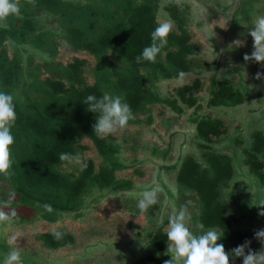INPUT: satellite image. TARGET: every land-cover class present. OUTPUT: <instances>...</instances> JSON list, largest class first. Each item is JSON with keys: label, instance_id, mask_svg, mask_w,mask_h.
Wrapping results in <instances>:
<instances>
[{"label": "trees", "instance_id": "1", "mask_svg": "<svg viewBox=\"0 0 264 264\" xmlns=\"http://www.w3.org/2000/svg\"><path fill=\"white\" fill-rule=\"evenodd\" d=\"M257 1H240V7L228 16L225 36L239 33V23L252 15L251 12L259 11L255 9ZM19 3L20 14L10 15L0 24V91L14 97L16 111L15 125L11 129L14 136L11 171L14 174L11 177L0 175V179L19 197V202H12L11 206H29L36 209L39 216L29 220L17 217L13 222L55 225L66 214L81 217L82 210L90 205L87 200L91 195L92 200L97 201L102 194L116 195L134 190L133 175H145L138 165L149 163L153 174L166 171L173 175L177 187V196L172 193L175 206L181 207L182 204L176 202L189 197L188 205L198 207V214L189 223L194 230L195 225L203 223L205 230L215 228L224 233L218 243L229 253L246 240L251 241L253 251L259 250L260 245L255 246L254 232L264 225V216L256 213L254 203L243 190L232 189V183L246 173L251 181L264 188V130L253 131L247 140L239 139L242 145H247L239 159L216 145L214 138L223 135L224 122L212 114L199 113L203 108L199 103L204 85L201 72L195 67L202 63L200 55L206 52L207 44L193 40L189 29L194 21L192 7L171 1L164 5L163 9L170 14L176 28L168 35L167 45L154 63H136L135 57L150 46L151 33L161 23L158 19L162 7L160 0H35V7L27 0H19ZM215 7L217 10H208V24L220 18L227 9ZM218 10L222 12L219 14ZM63 43L74 53L84 52L95 58L94 66L90 67L88 60L78 57L66 64L58 62V48ZM231 51L240 54L238 50ZM37 54L48 56L45 75L42 66L33 64ZM212 63L207 61V68ZM249 63L245 64H254L255 69L264 66L254 61ZM219 64L218 61L209 88L207 107L234 108L245 103L250 91L234 76H218ZM180 72L197 75L193 82L180 86L175 96L163 97L156 83L160 79H180ZM86 74H91V83ZM105 92L121 95L130 105L134 118L124 129L100 138L93 133L96 114L87 111L82 101L89 94L99 98ZM157 105L170 107L178 118L194 110L190 122L199 153L180 154L174 161L177 148L181 149L184 143L175 148L172 139L168 144L141 139V129L149 130L156 124L159 128L151 131L161 140L165 135L170 138L179 135L162 111L155 115ZM178 118L175 117V123L179 122ZM125 129L134 132L123 133ZM138 141L139 146H136ZM62 153L79 154L82 162L62 161ZM139 154L142 158H137ZM67 165L72 167L67 168ZM129 170L133 174L124 176ZM94 193L98 197L94 198ZM160 195L158 203L142 214L152 224L149 228L130 223L132 229H139L131 246L137 248L136 243L144 239L145 251L132 257L119 255L121 260L116 263L109 257L106 264H158L170 259L164 255L167 247L164 212V223L156 222L164 208ZM8 200L9 197L1 204ZM44 204H50L53 211H45ZM135 205L130 204L138 212ZM53 231L64 233L63 239L56 241ZM53 231L38 236L45 249L58 250L75 245L76 237L67 229ZM201 231L197 228L196 235ZM10 246L2 233L0 261ZM113 247L110 245L108 251ZM22 259L24 263L30 262L26 257ZM230 264H242V258L230 255Z\"/></svg>", "mask_w": 264, "mask_h": 264}, {"label": "rangeland", "instance_id": "2", "mask_svg": "<svg viewBox=\"0 0 264 264\" xmlns=\"http://www.w3.org/2000/svg\"><path fill=\"white\" fill-rule=\"evenodd\" d=\"M170 1L180 2L183 3L182 6L189 5L192 7L194 21L189 29L192 31L193 40L200 42V44H207L205 48L207 49L206 52H203L200 55V62L202 63L195 67L197 71L201 72L199 75L204 85V90L200 93L199 103L202 104L203 108L199 113L200 115L212 114L213 117L223 120V135L218 139L214 138L216 145L225 149L224 152L232 154L234 158L239 159L241 158L242 149L247 146L242 145L239 142V139L247 140L250 133L253 131L264 130V75H262L260 79L256 78L258 72L264 74V66L259 65V67L257 66V69H255L254 64H245L249 62H245L243 57L240 56L245 53L250 55L253 50V40L251 36L247 35V33L249 28L253 26L252 19L254 20L257 16L264 15V0H258L255 3V9L259 11H256V13L251 12L252 15H247L245 20L239 23L238 34L233 35V33H231L227 36L225 35L228 32L227 29L229 26L228 16L231 15V12L234 9L240 7L241 0ZM170 1L160 0L162 7L158 19L161 23L165 21H171L173 23L172 19L169 17L170 14L163 9V6L168 5ZM215 6H220V8L225 6L227 8L226 12L222 13L220 18H216L215 20L212 19V21H214L212 24H208L206 23L207 21L209 22V19H207L208 10L211 8L217 10ZM218 11L219 14L222 12V10ZM216 16L217 15H214V17ZM42 18L45 19V16ZM200 21H202L201 24ZM2 23H5V21L0 22V24ZM175 28V24L173 23L172 30ZM236 39L243 41L242 47L237 48L231 45ZM11 50L12 49L10 48V51ZM231 50H238L240 51V54ZM76 57L88 60L90 67H93L96 63L95 58L84 52L74 53L68 49L64 43L62 46H59L56 58L58 62L66 64L72 62ZM34 59L33 64L42 66L43 75L47 74L48 71L44 69V66L46 65L48 56L37 54ZM203 60L206 63L207 61L213 63L207 68L208 64L206 65ZM218 61L220 63L217 74L218 76H234L241 86H245L250 91L245 103L234 108L207 107L209 88H211L213 84V76L215 75ZM90 75L88 74L87 76L88 81L91 83L92 79ZM196 75V73H189L184 75L182 79H160L159 82L156 83V89L163 97H173L176 95V90L180 86L193 82ZM258 92L260 95H257ZM161 111L164 116L169 118L172 125H174V131L178 129L179 135L170 138L163 133L165 138L161 140L159 137L157 138L158 135H154V131H151L152 128H159V124H156L149 130L145 128L141 129V133L143 134L141 135V139L150 143L160 144H168L167 141L172 139V141H175V148L180 147L181 144L184 143V146L182 145L183 147L181 146V149L177 148L174 155V161L180 154L185 156L192 152L199 153L197 142L193 138L194 127L190 122L194 110L187 111V113L180 118L170 111V107L157 105L155 115L158 116ZM175 117L179 119L178 123H180L177 127L176 124L178 123H175ZM130 129H133V127ZM130 129H125L123 133H133L134 131ZM86 143L90 144L88 140ZM136 146H139V141L136 143ZM137 158H142V156L139 154ZM127 164H129V162H127ZM66 167L71 168L72 166L67 165ZM138 167H140L142 171H145V175H133V180L136 184L134 190L116 195L102 194V198L97 199V201L92 200L91 195L87 200V203L90 205L82 210L81 217L75 218L72 213L66 214L55 225H49L42 222L33 224H15L14 222L6 224L0 223V236H2L3 233V236H6L8 242L13 235L18 237L14 246L19 248L22 258L26 257L30 261L24 263L25 261L22 259L21 264H38L40 262L42 264H106L110 260L109 257L116 263L121 260L119 255L124 256L126 254L128 257H132L134 254L140 255L145 251L144 239L140 240L138 244L136 243V246H138L137 248L131 246V243H133L132 240H136L139 229H132L130 223L134 222L136 225L141 226V228H149L152 224H150V221L140 214L139 211L136 212L133 210L134 206H130L131 202L136 204L141 198L143 191L157 188L161 194V198H163L162 206H164L162 212L156 219L158 224H163L165 215L167 217L169 213L176 211V208L178 209L180 206H175L172 198V193L174 194V197L177 196V187L174 183L175 180L172 178L173 175L166 171H161L160 173L154 172L153 174L152 167L149 163H142L138 165ZM132 174L133 171L129 170L123 175L131 176ZM245 183L248 185L246 186ZM255 183V181H251L246 173H244V175H241L237 179L235 178L232 183V189H235V191H237L236 189L243 190L244 193L247 194L248 200L254 203L255 206H253V209H255L257 213L261 210L257 205L260 204L261 200H264V188L257 186ZM12 190L13 189H11L4 180L0 179V206H2L1 202L6 200L10 194H13L14 196L12 202H19L18 195ZM93 197H98V195L94 193ZM176 203L179 205L182 204V206H185L188 209L191 219L198 214V207H196L195 204L192 206L188 205L189 197L184 200L182 198L180 203ZM15 205L16 207L10 206V208L8 207L5 211L8 212L14 209L17 213V217H22L23 219L28 218V220L35 218L37 214L39 216V212L34 208L29 206L19 208L17 207L19 206L18 204ZM163 212L164 217L162 216ZM252 212L255 213L254 211ZM254 220L256 221L257 218ZM188 226L190 230L196 234L197 227L194 230L191 224ZM57 228H65L70 233H73L76 237L75 245L58 250L45 249L42 242L38 240L39 234L42 232L53 231ZM261 228H264V225L259 226L257 230ZM110 245H114L115 248L113 247V250L109 249L108 251ZM258 245L261 247V244L256 240L255 246L257 247ZM158 264H163V261Z\"/></svg>", "mask_w": 264, "mask_h": 264}, {"label": "clouds", "instance_id": "3", "mask_svg": "<svg viewBox=\"0 0 264 264\" xmlns=\"http://www.w3.org/2000/svg\"><path fill=\"white\" fill-rule=\"evenodd\" d=\"M29 4L35 7V0H27ZM20 14L19 0H0V22L5 21L10 15ZM173 29L171 21L160 23L151 33V44L143 49L141 55L135 57L136 63L143 61L155 62L157 55L167 45V37ZM247 35L253 40V50L251 54L245 53L243 59L245 62L254 61L264 65V15L257 16L253 20V26L249 28ZM234 47H242L243 41L234 40ZM185 73L180 72L178 78H183ZM262 73H257L256 78L260 79ZM87 106V111L96 114V122L93 125V133L100 137H106L124 129L129 120L133 119V112L128 103L124 101L121 95H113L105 92L101 97L89 94L83 101ZM16 121V111L14 97L0 91V175L11 177L14 173L12 168L11 146L14 144V136L11 129ZM62 161L81 163L79 154L72 156L68 153H62ZM13 194L9 195V200L0 206V223H11L17 218L14 209L5 212L3 207L11 206ZM159 201V190L152 188L145 190L135 207L140 214L156 205ZM45 211H53L50 204L42 205ZM261 210L258 215L264 216V200H261L257 206ZM191 215L185 206H181L177 211L171 212L167 216V226L165 233L167 237V247L164 255L170 256V259L164 260L163 264H230V255L233 258H242V264H264V228L254 232V238L261 244V248L253 251L250 248L251 241L246 240L243 244L231 250V253L225 251L222 243H218L224 233L215 228L205 230L203 223H198L196 227L201 234L196 235L189 228ZM52 236L56 241L64 237V233L53 231ZM17 236L10 238V248L4 254L0 264H21V252L15 247ZM247 249V251H246ZM159 256V253L157 254Z\"/></svg>", "mask_w": 264, "mask_h": 264}]
</instances>
